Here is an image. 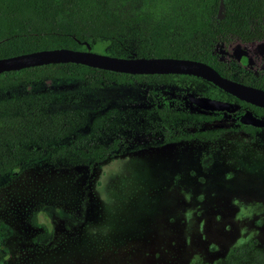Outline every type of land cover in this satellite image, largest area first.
<instances>
[{
	"label": "trees",
	"instance_id": "obj_1",
	"mask_svg": "<svg viewBox=\"0 0 264 264\" xmlns=\"http://www.w3.org/2000/svg\"><path fill=\"white\" fill-rule=\"evenodd\" d=\"M262 40L264 0H0V59L61 48L96 53L101 44L114 57L203 62L224 78L264 90V74L256 77L216 53L219 44ZM189 79L199 78L119 74L70 63L0 74V185L46 163L92 166L145 147L259 130L239 117L250 110L264 118V109L228 94L239 103L236 118L213 128L223 113L197 109L186 91L172 87ZM213 88L201 95L224 100L223 91ZM50 230L31 242L47 243ZM13 235L0 221V264L9 261ZM219 264H264V252L248 246Z\"/></svg>",
	"mask_w": 264,
	"mask_h": 264
},
{
	"label": "rangeland",
	"instance_id": "obj_2",
	"mask_svg": "<svg viewBox=\"0 0 264 264\" xmlns=\"http://www.w3.org/2000/svg\"><path fill=\"white\" fill-rule=\"evenodd\" d=\"M225 47H216L218 58L236 61ZM94 51L106 55L101 44ZM172 87L197 96L214 90L201 79ZM219 95L235 111L217 129L239 108ZM0 221L14 231L7 264H219L248 246L264 252V128L145 147L92 166L28 167L0 185ZM50 227L47 243L31 242Z\"/></svg>",
	"mask_w": 264,
	"mask_h": 264
},
{
	"label": "water",
	"instance_id": "obj_3",
	"mask_svg": "<svg viewBox=\"0 0 264 264\" xmlns=\"http://www.w3.org/2000/svg\"><path fill=\"white\" fill-rule=\"evenodd\" d=\"M257 47L264 51V42L258 43ZM233 54L242 55L244 65H252L253 61L249 58V52L244 51L241 45L235 47ZM68 63L119 74L192 76L210 83L237 100L264 109V90L224 78L211 66L203 62L188 59L123 58L102 55L91 51H76L61 48L0 59V74L33 67ZM186 98L191 105L203 112L233 113L235 111L230 103L206 96H196L187 92ZM239 121L244 125L254 128H264V119L255 117L249 110L239 118Z\"/></svg>",
	"mask_w": 264,
	"mask_h": 264
},
{
	"label": "flooded vegetation",
	"instance_id": "obj_4",
	"mask_svg": "<svg viewBox=\"0 0 264 264\" xmlns=\"http://www.w3.org/2000/svg\"><path fill=\"white\" fill-rule=\"evenodd\" d=\"M263 42H264V40H262ZM261 41H256V42H249V43H243V44H241V43H238L237 42V44L238 45H241V47H242V49L244 50V51H247V52H249V58H250V60L252 59V61H253V63H252V65L251 66H248V65H244V58H243V56L242 55H234L233 54V51H232V47L235 45V44H233V42H231L230 44H228V45H224V46H226L227 48H228V54H230L231 53V55H233L234 57L233 58H235L236 59V62H238V63H241V65H243V66H246V67H248L250 70H251V72H252V74L254 75V76H256V77H258L259 75H261V74H264V51L262 50V49H260V48H258L257 47V45H258V43H260ZM225 47V48H226ZM226 51H222L221 52V54H226L225 53ZM210 84V83H209ZM187 93V92H186ZM191 93V92H190ZM197 96V95H196ZM199 96H204V95H199ZM207 97V96H206ZM210 98V97H209ZM213 99H215V98H213ZM217 100H219V99H217ZM188 101V100H187ZM220 101H224V100H220ZM224 102H226V101H224ZM189 103V102H188ZM229 103V102H228ZM190 104V103H189ZM233 107V106H232ZM248 111V110H247ZM246 112V111H245ZM244 112V113H245ZM222 113H224V112H222ZM243 113V114H244ZM242 114V115H243ZM241 115V116H242ZM240 116V117H241ZM239 117V118H240ZM256 117V116H255ZM257 118H259V117H257ZM260 119H264V118H260Z\"/></svg>",
	"mask_w": 264,
	"mask_h": 264
}]
</instances>
